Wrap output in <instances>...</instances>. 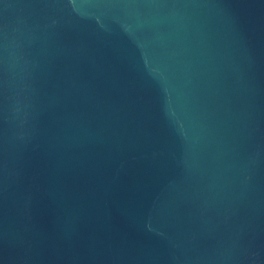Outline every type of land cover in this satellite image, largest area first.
Listing matches in <instances>:
<instances>
[{"label": "water", "instance_id": "1", "mask_svg": "<svg viewBox=\"0 0 264 264\" xmlns=\"http://www.w3.org/2000/svg\"><path fill=\"white\" fill-rule=\"evenodd\" d=\"M0 264H264V0H0Z\"/></svg>", "mask_w": 264, "mask_h": 264}]
</instances>
